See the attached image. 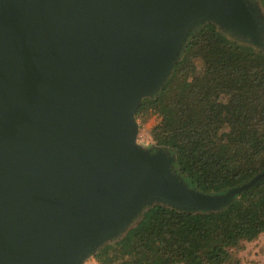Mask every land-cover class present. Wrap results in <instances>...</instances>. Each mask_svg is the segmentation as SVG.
<instances>
[{
    "label": "water",
    "instance_id": "water-1",
    "mask_svg": "<svg viewBox=\"0 0 264 264\" xmlns=\"http://www.w3.org/2000/svg\"><path fill=\"white\" fill-rule=\"evenodd\" d=\"M213 21L262 46L250 0H0V264H85L153 202L218 211L136 114Z\"/></svg>",
    "mask_w": 264,
    "mask_h": 264
},
{
    "label": "trees",
    "instance_id": "trees-1",
    "mask_svg": "<svg viewBox=\"0 0 264 264\" xmlns=\"http://www.w3.org/2000/svg\"><path fill=\"white\" fill-rule=\"evenodd\" d=\"M250 1L264 24V0ZM262 39L257 46L213 21L197 25L136 114L139 127L155 119L152 147L169 150L189 187L219 195L261 176L256 185L218 211L153 202L95 251L99 264H244L240 253L264 235Z\"/></svg>",
    "mask_w": 264,
    "mask_h": 264
},
{
    "label": "rangeland",
    "instance_id": "rangeland-1",
    "mask_svg": "<svg viewBox=\"0 0 264 264\" xmlns=\"http://www.w3.org/2000/svg\"><path fill=\"white\" fill-rule=\"evenodd\" d=\"M156 121L153 118L148 123L139 127L137 145L146 150H153V140L150 134L151 128ZM244 264H264V235L254 243L248 244L246 249L240 253Z\"/></svg>",
    "mask_w": 264,
    "mask_h": 264
},
{
    "label": "built area",
    "instance_id": "built-area-1",
    "mask_svg": "<svg viewBox=\"0 0 264 264\" xmlns=\"http://www.w3.org/2000/svg\"><path fill=\"white\" fill-rule=\"evenodd\" d=\"M153 143H154V142H153ZM85 264H99V263L97 262V260L95 259V257H92V258L88 259V260L85 262Z\"/></svg>",
    "mask_w": 264,
    "mask_h": 264
}]
</instances>
